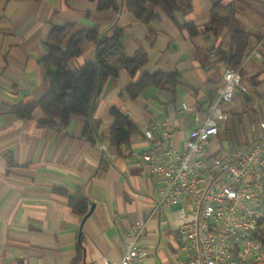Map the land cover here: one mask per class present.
Wrapping results in <instances>:
<instances>
[{
    "label": "crops",
    "instance_id": "1",
    "mask_svg": "<svg viewBox=\"0 0 264 264\" xmlns=\"http://www.w3.org/2000/svg\"><path fill=\"white\" fill-rule=\"evenodd\" d=\"M99 1L0 0V264L119 261L136 220L145 222L137 242L140 264H184L171 211L153 214L161 182L140 160L148 147L144 129L151 121L166 124L175 132V144L183 146L189 131L204 120L229 69L218 60L217 52L230 49L231 33L239 27L250 32V39L238 70L259 109L237 95L228 105L229 121L231 115L247 111L249 104L258 120L264 117V0H179L172 15L161 6L148 5L159 17L149 22L128 11L127 0H115L117 9L104 11L98 10ZM215 3L232 5L234 14L228 25L212 29L210 12ZM188 5L191 10L184 12ZM189 23L199 34L189 33L185 28ZM55 26H70L64 45L78 31L98 27L104 36L118 27L123 30L126 58L139 50L148 56L147 64L134 76L120 68L117 77L99 87L88 119L89 136L84 135L86 121L78 118L59 132L38 126L45 119L41 110L30 120L19 119L12 111L49 91L41 61L49 55L45 42ZM99 49V42L83 43L81 53L69 61V69L77 71L95 62ZM157 71L177 75L176 96L153 86L134 99L125 92L143 75ZM255 75L259 84L254 89L251 77ZM112 107L128 115L138 128L118 148L108 137ZM225 124L210 142L211 152L216 153L227 139ZM78 191L88 200L84 216L74 213L69 204V197Z\"/></svg>",
    "mask_w": 264,
    "mask_h": 264
},
{
    "label": "built area",
    "instance_id": "2",
    "mask_svg": "<svg viewBox=\"0 0 264 264\" xmlns=\"http://www.w3.org/2000/svg\"><path fill=\"white\" fill-rule=\"evenodd\" d=\"M237 95L259 109L240 71L229 68L204 120L189 131L182 147L166 124L151 121L144 129L148 147L140 160L161 182L153 214L171 211L184 264H264V245L255 238L264 230V117L241 148L223 156L208 148L229 121L228 105ZM144 227V221H134L120 260L105 264H140L137 242Z\"/></svg>",
    "mask_w": 264,
    "mask_h": 264
},
{
    "label": "trees",
    "instance_id": "3",
    "mask_svg": "<svg viewBox=\"0 0 264 264\" xmlns=\"http://www.w3.org/2000/svg\"><path fill=\"white\" fill-rule=\"evenodd\" d=\"M179 0H127L126 8L137 19L145 22L155 21L159 17L152 14L148 5L161 6L172 15L173 10L179 8ZM117 9L115 0H100L98 10L104 11ZM191 10L188 5L184 12ZM234 14L232 5L215 3L210 12L211 27L228 25ZM185 28L191 35L199 34L198 29L191 23ZM209 28V30H210ZM213 29V28H212ZM70 31V26H55L49 33L45 44L49 48V55L41 61L47 71L49 91L38 101L21 103L12 107V111L22 120L33 118L37 110H41L45 119L38 123L40 127H47L59 132L66 130L73 118L86 121L84 135L91 134L88 122L93 99L108 78L117 77L120 68H124L134 76L148 62L145 51L139 50L132 58H126L121 39L123 30L114 27L107 35L101 36L99 28L89 31L76 32L64 45L63 40ZM250 32L245 27H239L231 33L230 49L219 50L218 60L224 62L229 68L239 69L249 46ZM85 42H99L96 61L84 64L77 71L69 69V61L81 53V46ZM252 87L259 84L258 75L251 77ZM178 77L175 73L157 71L145 74L138 83L130 84L125 92L131 99L139 96L148 87L165 89L176 96L179 87ZM247 100V99H246ZM248 103V102H247ZM110 114L113 124L108 131L110 144L120 147L128 143L130 137L137 133L136 124L128 115L123 114L118 108L112 107ZM12 164V162H9ZM65 193L63 190H59ZM72 211L84 216L88 211V200L81 191L69 197ZM255 238L264 245V230L256 233Z\"/></svg>",
    "mask_w": 264,
    "mask_h": 264
},
{
    "label": "rangeland",
    "instance_id": "4",
    "mask_svg": "<svg viewBox=\"0 0 264 264\" xmlns=\"http://www.w3.org/2000/svg\"><path fill=\"white\" fill-rule=\"evenodd\" d=\"M246 110L242 114L231 115V120L224 125L223 131L226 133L227 139L221 142V147L216 152L217 155L223 156L235 148H241L256 130L259 122L258 117L250 104L247 105ZM245 113L246 118L244 117Z\"/></svg>",
    "mask_w": 264,
    "mask_h": 264
}]
</instances>
